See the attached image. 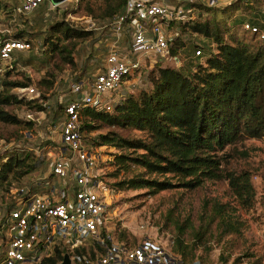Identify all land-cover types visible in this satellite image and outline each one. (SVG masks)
I'll list each match as a JSON object with an SVG mask.
<instances>
[{
    "label": "trees",
    "instance_id": "16d2710c",
    "mask_svg": "<svg viewBox=\"0 0 264 264\" xmlns=\"http://www.w3.org/2000/svg\"><path fill=\"white\" fill-rule=\"evenodd\" d=\"M101 1L104 5L99 7L98 12L89 0H80V3H85L83 11L87 15L108 20L122 12L126 4V0ZM235 2L214 7L196 4L192 15L175 23L177 34L169 55L178 59L177 51L184 45L183 35L198 33L205 41L189 49L193 59L179 67L155 61L148 71L151 87L124 94L113 104L111 112L92 105L80 107L78 121L83 133L106 129L92 137L91 145L114 149L108 164L113 168L110 176L116 179L113 185L117 189L145 188L150 194H156L177 187L196 189L205 181L224 180L239 208H250L255 202L251 172L245 167L239 170L232 168L230 160L235 153L246 155L245 151H237V145L245 140H264V39L257 38L253 43L244 41L238 28H235L241 21L235 19L227 23L223 20ZM12 8L9 5L3 9L10 21L24 16L14 15ZM45 8L49 12L54 10L48 5ZM203 14L209 17L202 18ZM92 34L91 30H84L69 21H47L42 39L37 40L38 49L33 46L25 49L33 51L41 60L47 58L52 71L48 69L40 83L51 88L56 78L53 71L75 67L77 44ZM4 35L31 40L25 29H10ZM198 47L202 49V54L196 56L194 50ZM25 50L15 52L11 66L0 75V123L27 129L33 121H22L7 108L13 105L31 107L36 101L12 91L14 88L29 87L32 82L28 75L21 80L10 78L20 64L19 52ZM200 57H203L201 62L198 61ZM72 92L69 101L77 98V94ZM68 103L58 106L63 112V120ZM34 106L45 110L44 106ZM121 129L138 131L139 134L124 136L119 132ZM40 164L41 159L31 151L10 150L1 155L2 202L7 203L13 187L33 189L34 182L13 185V181L28 176ZM203 210L198 225L176 221L173 226L175 238L172 251L180 253L185 264L195 261L208 263L207 258L196 251L201 245L208 249L206 244L213 238V231L219 236H240L242 233L241 222L233 215L237 211L235 206L212 198L203 202ZM188 225L193 233L186 241L184 230ZM60 257L53 254L36 264H56Z\"/></svg>",
    "mask_w": 264,
    "mask_h": 264
},
{
    "label": "built area",
    "instance_id": "2783aa9c",
    "mask_svg": "<svg viewBox=\"0 0 264 264\" xmlns=\"http://www.w3.org/2000/svg\"><path fill=\"white\" fill-rule=\"evenodd\" d=\"M50 0H20L12 8L14 15H25ZM256 7L255 22L245 20L242 28L264 39V0H244ZM235 0H126L122 12L108 20L111 30L105 67L89 81L71 84L77 98L65 106V119L59 123L58 154L50 165L51 175L33 181V189L16 186L10 189L7 203L0 210V264H36L59 254L56 264L66 254L69 264H185L180 253L169 244L149 235L132 242L120 238L108 213L111 192L102 179L99 163L104 154L86 144L79 129V109L92 105L108 112L123 96V84L144 66L141 58L170 57L169 49L177 34L175 23L196 10V4L225 6ZM260 16V17H259ZM83 29H97L91 17L83 20ZM128 30V31H126ZM8 27L0 30V75L11 66L15 52L34 47L39 42L6 37ZM129 37L128 46L122 44ZM4 35V36H3ZM202 54L200 47L194 55ZM25 90L34 92V88ZM193 264H201L195 261Z\"/></svg>",
    "mask_w": 264,
    "mask_h": 264
},
{
    "label": "rangeland",
    "instance_id": "374dc122",
    "mask_svg": "<svg viewBox=\"0 0 264 264\" xmlns=\"http://www.w3.org/2000/svg\"><path fill=\"white\" fill-rule=\"evenodd\" d=\"M95 10L103 6L101 0H89ZM83 2L73 0L65 2L54 8L53 11H46L45 5H41L32 12L24 16L16 17L14 20L7 19L4 8L14 7L17 0H0V30L5 27L12 29H25V33L30 35L34 43L41 40L45 32L47 21L64 20L83 28V20L91 17L96 23L97 29H90L93 34L88 39L77 44L74 52L75 67L64 68L53 71L55 82L51 88H47L40 80L45 72L50 69L46 59H39L33 51L19 52L20 64L11 74V79L21 80L28 75L32 82L30 87L34 92L24 88H14L12 91L26 98H34L36 101L29 107L28 105L10 106L9 110L14 112L22 121L32 120L30 128L5 125L0 123V156L10 150H17L25 153L33 152L41 159L39 167L28 176L19 181H13V185H29L30 182L48 178L51 175L50 165L58 154L60 140L59 123L63 120V112L58 109L59 105H65L72 98L73 92L70 85L74 82L84 83L89 81L91 76L105 67V57L108 52V42L111 38V30L108 29V19L96 18L87 15L84 11ZM234 7L225 14L223 20L236 21L240 36L244 41L253 43L257 36L242 29V22L258 17L257 9L249 5L244 0H239L233 4ZM45 8V9H44ZM39 9H42L39 10ZM84 10V11H83ZM5 16V17H4ZM218 16V15H217ZM209 15L203 14L202 18ZM260 17V16H259ZM219 20V19H218ZM222 19L219 21L222 23ZM128 31V30H126ZM33 35V36H31ZM129 37L123 36L122 44L128 46ZM205 39L198 33L184 34L182 42L184 45L177 51L178 59L152 56L151 58H141L144 66L135 70L124 82L123 92L130 94L141 89L151 87L148 78V71L154 62L168 66L179 67L180 64L192 58L189 49L196 43H204ZM214 44L212 48H214ZM38 52V51H34ZM17 53V54H19ZM37 54V53H35ZM19 56V55H18ZM204 57V56H203ZM203 57L198 59L199 62ZM193 59V58H192ZM12 59L10 62H12ZM51 70V69H50ZM52 71V70H51ZM85 84V83H84ZM35 104L44 106L45 110L37 109ZM102 128L95 132L85 133L84 139L88 146L96 147L104 154L103 160L99 163L101 176L105 184L110 187V205L108 213L110 216L113 232L118 236L127 238L132 242L149 235L160 239L164 244L174 245L175 232L173 226L178 222L189 221L195 225L199 224V215L204 212L203 202L215 198L222 203H229L235 206L236 212L233 215L241 222V235L226 234L219 236L213 231V238L207 242L206 246H199L196 253H202L207 258V264H264V140L247 139L242 144L237 145V151H245L246 155L234 154L230 160V166L236 170L241 167L249 169L252 174L251 181L256 191L255 202L250 208H239L224 180H209L202 183L196 189H183L180 187L161 190L156 194H150L145 188H134L128 190L117 189L113 182L116 180L110 176L113 168L109 165L110 153L114 149L103 146L91 145L92 137L100 132H105ZM124 136L138 135V131L119 130ZM2 193L0 191V210L2 209ZM186 241L193 233L188 225L185 230Z\"/></svg>",
    "mask_w": 264,
    "mask_h": 264
},
{
    "label": "water",
    "instance_id": "95a60500",
    "mask_svg": "<svg viewBox=\"0 0 264 264\" xmlns=\"http://www.w3.org/2000/svg\"><path fill=\"white\" fill-rule=\"evenodd\" d=\"M52 3L58 4L60 2H62L63 0H50ZM59 264H69V259L68 256L65 254L64 255V260L63 262L59 263Z\"/></svg>",
    "mask_w": 264,
    "mask_h": 264
},
{
    "label": "crops",
    "instance_id": "0c3cea01",
    "mask_svg": "<svg viewBox=\"0 0 264 264\" xmlns=\"http://www.w3.org/2000/svg\"><path fill=\"white\" fill-rule=\"evenodd\" d=\"M20 2V0H17V4Z\"/></svg>",
    "mask_w": 264,
    "mask_h": 264
}]
</instances>
